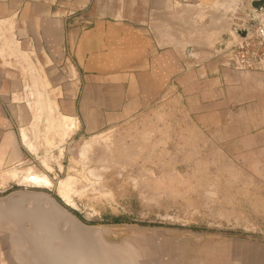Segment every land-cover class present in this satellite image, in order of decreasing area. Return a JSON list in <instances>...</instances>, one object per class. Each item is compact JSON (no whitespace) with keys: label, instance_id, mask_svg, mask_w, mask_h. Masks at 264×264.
<instances>
[{"label":"rangeland","instance_id":"374dc122","mask_svg":"<svg viewBox=\"0 0 264 264\" xmlns=\"http://www.w3.org/2000/svg\"><path fill=\"white\" fill-rule=\"evenodd\" d=\"M254 8L252 0H217L189 14V57L214 52L223 66L235 68L226 64L242 41L235 28L254 24L249 20ZM3 30L0 45L7 47L17 81L12 98L20 100L21 84L26 83L38 107L54 99L46 93L47 77L38 74L43 66L37 54L26 60L13 49V33ZM187 66V76L173 79L151 99L111 112L102 130L78 132L64 141L59 128L58 143L46 139V145L58 146L57 166L44 151L34 162L37 170L30 167L23 175L50 180L51 188L37 189L53 196L77 217L76 227L89 233L92 264H187L180 261L184 246L201 238L264 241V165L253 152L237 151L213 138L205 121L210 118L197 117L210 112L205 109L211 96L199 89L203 78L197 61ZM46 112L51 116L40 106L38 119ZM63 182L69 185L71 205L60 192ZM70 223L61 222L65 228Z\"/></svg>","mask_w":264,"mask_h":264},{"label":"crops","instance_id":"0c3cea01","mask_svg":"<svg viewBox=\"0 0 264 264\" xmlns=\"http://www.w3.org/2000/svg\"><path fill=\"white\" fill-rule=\"evenodd\" d=\"M216 2L0 0V30L13 33V49L26 60L28 54L31 60L37 54L43 66L38 74L47 77L46 92L56 98L54 114L46 112L43 119H38L39 107L29 96L30 84L22 83L20 100L13 99L17 81L12 60L7 47L0 45V200L31 188L23 175L36 167L44 151L48 162L57 166L58 146L46 145V139L59 142L61 111L73 118L74 127L78 124L64 141L78 132L102 130L114 110L151 99L173 79L187 76L191 60L199 64L203 78L199 89L211 96L205 109L210 112L197 117L210 118L205 121L215 140L253 152L264 165V69L223 66L214 52L197 53L194 59L188 54V15ZM6 221L0 219V264H26L12 257ZM184 247L180 261L187 264H264V241L258 239L201 238Z\"/></svg>","mask_w":264,"mask_h":264},{"label":"water","instance_id":"95a60500","mask_svg":"<svg viewBox=\"0 0 264 264\" xmlns=\"http://www.w3.org/2000/svg\"><path fill=\"white\" fill-rule=\"evenodd\" d=\"M262 3L256 0L254 5ZM28 186L0 200V219L7 220L13 259L26 264H92L89 233L76 227L77 217L39 186ZM62 221L72 225L65 228ZM57 240L62 246L55 245Z\"/></svg>","mask_w":264,"mask_h":264},{"label":"built area","instance_id":"2783aa9c","mask_svg":"<svg viewBox=\"0 0 264 264\" xmlns=\"http://www.w3.org/2000/svg\"><path fill=\"white\" fill-rule=\"evenodd\" d=\"M255 1L252 0L255 8L253 15L249 18L254 24L244 22L235 28V32L242 41L231 50L226 64L236 69H264V3L255 6ZM239 31H245L246 35H242ZM247 52H251V55H247Z\"/></svg>","mask_w":264,"mask_h":264},{"label":"bare ground","instance_id":"6f19581e","mask_svg":"<svg viewBox=\"0 0 264 264\" xmlns=\"http://www.w3.org/2000/svg\"><path fill=\"white\" fill-rule=\"evenodd\" d=\"M1 22V21H0ZM1 50V49H0ZM3 52H4V50H2ZM25 54V53H24ZM26 56V55H25ZM36 69V68H35ZM45 79H47V78H45ZM42 83H43V81H42ZM46 84V83H45ZM46 87H47V85H46ZM47 93V92H46ZM37 100V99H36ZM49 101L47 102V100L45 101V103H43V104H40V106H41V110H42V112H44L45 113V111H46V109L50 112V114L51 115H53L54 114V112H55V109H54V106H55V104H56V98H55V100H52L51 98L50 99H48ZM38 101V100H37ZM36 101V102H37ZM41 103V102H40ZM40 106H39V108H40ZM57 110H58V108H57ZM59 112V111H58ZM60 114V113H59ZM61 115V114H60ZM38 117H40V116H38ZM51 117V116H50ZM54 118H55V116H54ZM54 118H50V120H49V122L51 123V121L52 122H54L55 120H53ZM71 119L73 120V118H67V116H65V114H63V116H62V118H61V116H59L58 117V126H59V128H62V129H64V133L63 134H65L66 135V130L67 129H70V128H72V125L74 124V122H72L71 121ZM75 119V118H74ZM78 121V120H77ZM72 122V123H71ZM76 123H78V122H76ZM52 124V123H51ZM78 125V124H77ZM77 125H76V127H77ZM74 127V126H73ZM76 127H74V128H76ZM73 129V128H72ZM71 130V129H70ZM63 139V138H62ZM92 142V141H91ZM32 146L34 147V149H36L35 147L36 146H34L33 144H32ZM54 146H55V144H54ZM83 151V150H82ZM81 154H82V152H81ZM83 155V154H82ZM16 174V173H15ZM26 183H33V184H35V186H39V187H47V188H51L52 186H53V184L52 183H40V182H37V180H36V178L35 177H33L32 179H30V180H28V181H26ZM67 186H69L66 182H63L62 183V185L60 186V192H61V194L64 196V198L65 199H67L66 201V203H68L69 205H71L69 202H68V200H71L72 199V197H71V195L69 194V191H68V189H67ZM71 192H73V191H71ZM64 199V200H65Z\"/></svg>","mask_w":264,"mask_h":264},{"label":"flooded vegetation","instance_id":"af4514ba","mask_svg":"<svg viewBox=\"0 0 264 264\" xmlns=\"http://www.w3.org/2000/svg\"><path fill=\"white\" fill-rule=\"evenodd\" d=\"M33 177H35L37 182H40V183H49L50 182V180L47 179L46 176L40 175V174H35V175L34 174H30V175L27 176V178L25 180L28 181V180L32 179Z\"/></svg>","mask_w":264,"mask_h":264}]
</instances>
